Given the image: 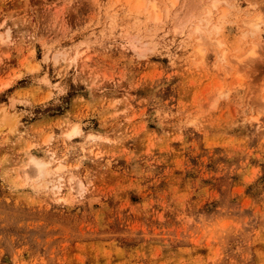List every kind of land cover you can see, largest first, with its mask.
<instances>
[{
	"label": "rangeland",
	"instance_id": "obj_1",
	"mask_svg": "<svg viewBox=\"0 0 264 264\" xmlns=\"http://www.w3.org/2000/svg\"><path fill=\"white\" fill-rule=\"evenodd\" d=\"M142 1L0 0V264H264V0Z\"/></svg>",
	"mask_w": 264,
	"mask_h": 264
},
{
	"label": "bare ground",
	"instance_id": "obj_2",
	"mask_svg": "<svg viewBox=\"0 0 264 264\" xmlns=\"http://www.w3.org/2000/svg\"><path fill=\"white\" fill-rule=\"evenodd\" d=\"M126 2H129V0H125ZM148 1V5H146V11L147 12H149V11H152L153 12V20L155 21V22H159V20H160V18H161V16L159 15V13H160V9H163V11H164V9H165V11L167 12V13H169V11H170V7H168V5H167V2H168V4H170L171 6H173V5H175V3H176V1L177 0H163V1H161L160 3H162V6L163 7H161L160 9H158V6H157V4H156V2L154 1V0H147ZM163 2H164V5H163ZM157 3H159V2H157ZM208 3H210V5H207L208 6V8H207V10H206V12H204V13H207L204 17H202V19H204L203 21L204 22H202L203 24L202 25H205V24H209V21H211V17L208 15V13H210V12H212V9L213 8H215V10H217V11H219V8H218V3H219V0H209V2ZM169 5V6H170ZM144 6V2L142 1V0H136V2H135V4H134V7L133 8H135L136 10H139L140 8H142ZM210 6V7H209ZM205 9H206V7H204ZM168 9H169V11H168ZM162 11V12H163ZM244 12H246V11H244ZM167 13H165L166 14V17H167ZM165 14H163L164 16H165ZM247 14V13H246ZM222 15H223V10H222V14H221V17H222ZM169 16V15H168ZM181 16V15H180ZM189 16V15H188ZM192 16V15H191ZM194 16V15H193ZM245 16V15H244ZM170 17V16H169ZM195 17V16H194ZM193 17V18H194ZM181 18H183V16L181 17ZM248 18V17H247ZM246 17L243 19L242 18V20H243V23L244 24H246V25H248V27H252L253 25H255L254 23H256V20H254V19H247ZM189 19V18H188ZM197 19H198V16H197ZM199 19H201V18H199ZM186 20L187 19H185V20H182V21H180V23H179V25H180V29H182V27H183V25L185 24V22H186ZM192 20V19H191ZM196 21V20H195ZM197 21H199V20H197ZM196 21V22H197ZM205 23V24H204ZM194 24H196V23H194ZM193 24V25H194ZM215 23H213V28H215L216 27V25H214ZM176 25V24H175ZM210 25H211V23H210ZM178 26V25H177ZM206 26V25H205ZM209 26V25H208ZM212 26V25H211ZM211 26H209V27H202L201 25H196V27H194L195 28V30L196 31H207V28H210ZM178 28H179V26H178ZM175 30V29H174ZM207 34V33H206ZM201 35V34H200ZM204 35H205V33H204ZM202 36H203V34H202ZM201 36V37H202ZM207 37H208V35H206ZM205 37V36H204ZM204 37H203V39H204ZM0 40H2V39H0ZM216 40V39H215ZM211 42H215V45L216 46H220L222 43H221V41H219V40H216V41H211ZM215 46V47H216ZM197 49V48H196ZM195 49V50H196ZM200 52H201V50L202 49H198ZM203 52V51H202ZM202 52L200 53L201 55H202ZM197 53V52H196ZM221 53V52H220ZM254 54V49H252V48H250V49H248V50H246L245 51V53L243 52L241 55H239L238 57H236V56H233V57H235L236 58V60L238 61V63H242V62H244V61H246V57H249V56H252ZM217 56H218V59H219V61H222L223 59H224V54L223 53H221V54H217ZM200 57V56H199ZM202 57H203V55H202ZM216 57V56H215ZM202 59V58H201ZM200 61V60H199ZM201 62V61H200ZM234 64V63H233ZM236 64V63H235ZM237 65V64H236ZM240 66V65H239ZM241 67V66H240ZM227 68H229V67H227ZM237 68V67H236ZM238 69H239V67H238ZM230 71V70H229ZM237 71V70H236ZM220 73H221V71H220ZM219 73V74H220ZM217 74V73H216ZM225 75H226V71H225V73H224ZM223 74V75H224ZM224 78H226L225 76H223ZM223 78V79H224ZM221 82V81H220ZM215 83H216V81H215ZM217 83L220 85V83L217 81ZM217 84V85H218ZM221 92H222V90H221ZM223 93V92H222ZM0 119H2V118H0ZM1 122V121H0ZM1 123H3V122H1ZM78 132V128L75 126V127H73L72 129H71V131H69L68 132V134H67V136L68 137H70V136H72V135H74V134H76ZM50 155V154H49ZM53 155V154H52ZM52 155H50L51 157V160L53 159L54 161L56 160V159H54L53 158V156ZM58 159V158H57ZM60 161V160H59ZM57 162V161H55L56 162V164H55V168H54V174H56V173H59L62 169H63V164L61 163V162ZM33 163H34V165H35V167L37 168L36 170H37V173H38V175L39 176H45L46 174H49V173H51L50 172V170L47 168V166L48 165H51V163H50V161L49 162H40L39 160H33ZM52 171V170H51ZM53 173V172H52ZM55 186V188L58 190V191H60L61 189H60V187H59V185H54ZM60 189V190H59ZM61 199H63L62 197H60Z\"/></svg>",
	"mask_w": 264,
	"mask_h": 264
}]
</instances>
